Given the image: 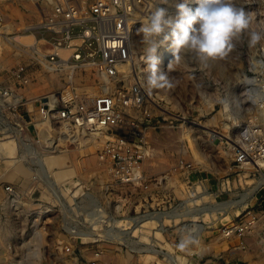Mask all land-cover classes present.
I'll return each mask as SVG.
<instances>
[{"label": "rangeland", "instance_id": "rangeland-1", "mask_svg": "<svg viewBox=\"0 0 264 264\" xmlns=\"http://www.w3.org/2000/svg\"><path fill=\"white\" fill-rule=\"evenodd\" d=\"M31 2L0 0V43L3 44L0 86L19 87L8 75L20 65H30L40 81L30 85L35 92L27 96L30 105L37 106L47 93L52 95L53 89L55 93L64 91L66 81L65 71L57 70L47 85L49 74L44 72L42 64L33 54L27 55L28 47L14 46L10 39L15 33H33L43 54L51 53L47 42L52 34L28 29L43 17L38 1ZM179 3L183 0H142L134 16L135 61L132 60L130 67L112 84L113 90L127 91L138 85L144 92L141 105L118 107L124 123L118 132L130 141L126 151L142 149L146 155L139 163L144 175L141 181L128 185L111 177L108 166L100 159L105 143H74L67 145V151H58L56 158L45 155L46 167L63 193L58 200L37 175L39 166L35 153L31 156L27 152L29 145L16 147L13 158H0V253L3 254L0 264H264V168L238 165L227 145V140L237 134L238 125L264 118L261 107L264 104V48L250 47L245 38L225 60L208 68H201L190 56H185L179 65H173L168 71L174 55L167 47H160L157 51L165 50L169 56L162 70L175 87L149 91L140 29L157 7L166 9L175 19ZM234 4L252 13L256 21L264 22V0H234ZM188 6L195 11L200 5L192 0ZM2 23L10 27L5 24V29ZM2 35L8 37L11 44L7 40L3 43ZM71 53L65 51L68 56ZM33 62L35 64L31 65ZM77 76L91 81L90 85L82 82L86 89L82 93L94 95L103 89L92 68L79 70ZM73 85L78 89L79 84ZM15 114L16 111L5 109L0 128L11 122L21 131H7L6 135H0V143L18 134L22 138L28 135ZM35 134L33 130L30 135L36 138ZM142 136L146 137L145 144ZM41 148L36 145L34 152L43 154L45 150ZM27 180L33 181L34 188L19 190L22 193L18 195L20 206L12 209L7 205L11 197L5 193V186H17L18 182ZM255 188L258 190L249 200L240 203L242 196ZM186 206L192 210L211 207L228 210L227 214L220 210L211 217L197 216L195 221L191 217H178L165 221L161 229L164 213L174 211L171 213L174 215L184 211ZM98 215L102 218L95 223ZM144 215L155 218L152 223L138 227L136 233L112 230V219L122 221ZM197 223L205 226L196 236L202 246L194 247L191 252L181 251L177 247L181 237L188 234L187 230L196 229ZM234 225L240 229L227 235L226 229ZM74 227L96 236L74 234L70 232ZM125 227L131 224L121 229ZM38 231L40 245L31 248L29 245L37 243L33 236ZM126 232L130 236H126ZM37 248L39 255H33L32 251Z\"/></svg>", "mask_w": 264, "mask_h": 264}, {"label": "built area", "instance_id": "built-area-1", "mask_svg": "<svg viewBox=\"0 0 264 264\" xmlns=\"http://www.w3.org/2000/svg\"><path fill=\"white\" fill-rule=\"evenodd\" d=\"M37 1L43 17L33 29L48 32L52 34V38L47 42L51 53L42 55L41 51L43 57L37 53L34 58L42 64L46 74H55L57 70L65 71L63 76L66 87L64 91L57 93L53 89L52 95L47 93L37 106H31L27 95L30 92L29 95H33L35 91L30 85L34 81H40V77L30 70V65H20L8 75V79L17 82L19 87L0 86V120L5 109L16 111V119L25 127L22 129L28 131L23 141L24 145H29L27 152L31 156L36 153L33 146L44 147L47 142L38 135L39 127L48 131V141L54 138L60 140L62 137L67 138L69 145L101 141L105 144L100 159L108 166L111 177L117 182L134 185L142 179L143 172L139 163L146 155L142 149L126 151L130 148V141L118 132L121 124H124L118 107L124 105L132 108L141 105L144 92L138 85L127 91L113 90L112 84L122 76V72L133 60L134 16L142 0ZM61 49L72 53L64 58L59 53ZM34 64L35 62L31 65ZM83 68L95 71V77L103 88L100 93H82L73 85L78 71ZM54 96L59 100L52 105L48 98ZM261 107L264 111V104ZM14 129L21 131L19 126L7 123L5 128H0V135L7 131L16 133ZM33 130L36 138L30 135ZM145 139V136L141 137L144 144ZM227 145L238 165H262L264 168V118L255 123L238 125L237 134L227 140ZM4 190L10 197L22 194L14 185H6ZM236 226L227 228V235L240 229Z\"/></svg>", "mask_w": 264, "mask_h": 264}, {"label": "clouds", "instance_id": "clouds-1", "mask_svg": "<svg viewBox=\"0 0 264 264\" xmlns=\"http://www.w3.org/2000/svg\"><path fill=\"white\" fill-rule=\"evenodd\" d=\"M191 2L183 0L176 5L175 19L166 9L157 7L140 29L149 91L175 87L159 67L157 50L160 47H167L174 55L168 71L173 65H179L185 56H190L201 68H208L225 60L245 38L250 47L264 48V22L256 21L252 13L237 7L234 0H197L200 6L195 11L188 6ZM187 231L177 247L191 252L200 241L194 235L195 229Z\"/></svg>", "mask_w": 264, "mask_h": 264}, {"label": "bare ground", "instance_id": "bare-ground-1", "mask_svg": "<svg viewBox=\"0 0 264 264\" xmlns=\"http://www.w3.org/2000/svg\"><path fill=\"white\" fill-rule=\"evenodd\" d=\"M33 1H35V2H37V0H32V2L31 3H33ZM28 2V1H27ZM35 5V4H34ZM38 5V4H37ZM31 6V5H30ZM36 6V5H35ZM33 7V6H32ZM30 8V7H29ZM2 14V13H1ZM41 14H43V12L41 11ZM7 19V18H6ZM3 21V20H2ZM8 22V21H7ZM6 22V23H7ZM23 22V21H22ZM5 23V24H6ZM5 24H4V26H5ZM7 26H5V27H8V24H6ZM2 26H3V23H2ZM3 26V27H4ZM25 26H27V25H25ZM4 27V28H5ZM10 27V26H9ZM8 27V28H9ZM33 27H34V25H29L28 26V29H33ZM27 28V27H26ZM6 29V28H5ZM12 28H10V30H11ZM3 36V35H2ZM11 41H13V43H15L16 45H14V46H24V47H28V50H27V48H26V50H27V55L28 54H33V55H37V53H42L41 52V50L39 49V47L36 45L37 44V42H38V40H37V38L35 37V35L33 34V33H30L29 32V34L27 35V34H25V35H21V34H16L15 33V35L13 36H11ZM10 39H8V37H5V36H3L2 37V39H1V41L4 43L5 42V40H7V43H10ZM7 43H5L4 45L5 46H7L8 44ZM39 43V42H38ZM11 44V43H10ZM2 46H3V44L2 43H0V51L2 50ZM9 46V45H8ZM11 47V46H10ZM17 48H19V47H17ZM20 49V48H19ZM160 49V48H159ZM67 49H61V50H59V53L64 57V58H66L67 56H68V54H65V51H66ZM17 52V51H16ZM22 52V51H21ZM135 54V53H134ZM31 55H30V57H31ZM42 55H43V53H42ZM41 54L39 55V56H42ZM137 56V55H136ZM157 56H158V58L160 59V61H161V63H160V68L161 69H163V67H164V65L167 63V61H168V59H169V56H168V52L166 51L165 52V50L163 51V50H159V51H157ZM43 57V56H42ZM134 57V56H133ZM138 57V56H137ZM139 58H140V56H139ZM143 58V57H142ZM144 59V58H143ZM142 60V59H141ZM133 61H135V59H133ZM137 61H140V59L139 60H137ZM46 65V67L48 68V66H47V64H45ZM130 67V66H129ZM50 69H51V67H50ZM145 71V70H144ZM145 73V72H144ZM53 75H55V74H52V75H49L48 76V81H50L54 76ZM87 79V78H86ZM136 80V79H135ZM84 81V78L83 77H76L75 78V84L77 85V84H79V86H78V88H79V90L80 91H83V90H86L85 88H84V84H82V82ZM85 82V84H87V85H90L91 84V81L89 82V81H84ZM57 84L58 83H56V86H57ZM51 85L53 86L54 85V83L53 82H51ZM92 87V86H91ZM52 89H53V87H52ZM83 92H86V91H83ZM147 94V93H146ZM49 99V103L50 104H52V105H55V104H57L58 103V97L57 96H54L53 98H48ZM149 99V98H148ZM167 99V98H166ZM168 100V99H167ZM257 115V114H256ZM259 116V115H258ZM261 116V115H260ZM3 117V116H2ZM258 118H260V117H258ZM6 120V119H5ZM8 122V121H7ZM9 123V122H8ZM38 131V133H39V135H42V137L45 139V141H47L46 143H45V145H44V147H42L45 151L43 152V154H39L38 155V153H35V162L37 163L36 165H38L39 166V169L37 168V175H39L40 177H41V179L45 182V184L48 186V189L50 190V193H51V195H53V197H55V198H57L58 200H60L61 198V196H63L62 194L63 193H61L60 191H61V187L59 186V185H57V181L56 180H54L53 178H52V175H51V172L49 171V168H47L46 167V156L45 155H49V154H51V155H53V157H55L56 158V155H58L57 153H58V151H67V145H69L68 144V142H67V138H65V137H62L60 140H56V138H54L53 140H50V141H48V131L46 130V129H43L42 127H39V129L37 130ZM78 137V136H77ZM81 137V136H80ZM81 139V138H80ZM24 139L22 138V136L21 135H19L18 134V136L16 137L15 136V138H12V139H10V141H2L1 143H0V158L2 159V160H5V159H9V158H13L14 157V151H15V149H16V147H19L20 145H24V141H23ZM79 140V139H78ZM82 143H84V142H82ZM34 147V146H33ZM35 148V147H34ZM41 148V149H42ZM43 149H42V151H43ZM39 150V149H38ZM195 151V150H194ZM40 152V151H39ZM196 153V152H195ZM196 156L198 157V159H200V155L198 154V153H196ZM260 167L262 168V165H260ZM259 168V167H258ZM66 179V178H65ZM72 181V180H71ZM82 186V185H81ZM257 187V186H256ZM256 190H258L257 188H255L254 190H251V193H247V194H244L243 196H242V200H241V202L240 203H246L247 202V200H249V198H250V196H251V194H253ZM237 204L239 203V202H236ZM20 202H19V198H18V196H14V197H11V198H9L8 199V201H7V205L9 206V207H12V209H17V207H19L20 205ZM236 204V205H237ZM196 205V204H195ZM243 205V204H242ZM78 207V206H77ZM76 207V208H77ZM80 208H82L81 206H80ZM186 209H184V211H179V213H176V214H171V213H173V212H170V214H165L164 213V216H161L162 217V219H163V222L162 223H160V227H161V229L162 228H164L165 227V221H170L171 219H175V218H178V217H191V218H193V220L194 219H196V217L197 216H200V217H202V218H205V216L206 215H208V216H213V215H215L216 213H218L220 210H223V212L224 213H226L227 214V210L228 209H226V208H219V207H211V208H206V209H202V210H198V209H200V208H198V209H196V210H192L191 208H189L188 206H186L185 207ZM76 211H77V209H76ZM82 211H83V208H82ZM80 212V211H79ZM181 212V213H180ZM84 213V212H83ZM100 213H101V211H100ZM138 217V216H137ZM100 218H102V215H98V216H95V223H97L99 220H100ZM127 218V217H126ZM155 217L154 216H151V215H144L143 217H139V218H130V219H123L122 221L121 220H117V219H112L113 221H111L112 222V226H113V228H112V230H114V231H116V232H121V231H126L127 230V232H128V230H130L129 232L132 234V233H136L137 232V228L139 227V228H142V226H144L146 223H152V220L154 219ZM99 219V220H98ZM109 219V218H108ZM104 220V219H103ZM102 220V221H103ZM178 220V219H177ZM192 220V221H193ZM195 221V220H194ZM108 223H110V222H108ZM128 224H131V227H129V228H126L125 227V230H124V228L123 229H121V226H123V225H128ZM95 225V224H94ZM164 225V226H163ZM97 226V225H96ZM111 226V227H112ZM197 227H196V231H195V233H194V235H196V236H199L200 234H201V232L205 229V226L204 225H202V224H199V223H197V225H196ZM111 227H109V228H111ZM128 227V226H127ZM75 228V227H74ZM96 228V227H95ZM109 229H107V231H108ZM111 230V229H110ZM104 231V230H103ZM106 231V232H107ZM70 232H72V233H74V234H77V235H79V236H82V237H90V236H92V237H94V236H96L95 235V233H93V232H83V231H79L78 229H71L70 230ZM111 232V231H110ZM113 232V231H112ZM127 232H126V236H130L129 235V233H128V235H127ZM102 233V232H101ZM117 233V234H118ZM125 233V232H124ZM113 234V233H112ZM102 235V234H101ZM107 236V235H106ZM133 236V235H132ZM34 238L33 239H35L36 240V242L37 243H34L33 245H29V247H33L34 245H40V240H41V236H40V233H39V231L38 232H36L35 233V235L33 236ZM111 237V236H110ZM118 237V236H117ZM122 237H124V236H122ZM30 244V243H29ZM201 245V244H200ZM202 246V245H201ZM200 246V247H201ZM204 246V245H203ZM202 249L204 248V247H201ZM39 248H37V249H35L34 251H32V254L33 255H39V250H38ZM132 250V249H131ZM130 250V251H131ZM149 251V250H148ZM147 251V252H148ZM156 251V250H155ZM155 251H153L154 253H155ZM261 253V252H260ZM3 254H1L0 253V257L2 256ZM259 255V254H258ZM261 255V254H260ZM32 256V255H31ZM169 256V255H168ZM173 257H171V259H172ZM262 258V257H261ZM170 259V258H169ZM174 261V260H173ZM30 264H38V263H36V262H31ZM172 264V263H171ZM174 264H176V263H174Z\"/></svg>", "mask_w": 264, "mask_h": 264}, {"label": "crops", "instance_id": "crops-1", "mask_svg": "<svg viewBox=\"0 0 264 264\" xmlns=\"http://www.w3.org/2000/svg\"><path fill=\"white\" fill-rule=\"evenodd\" d=\"M11 176L13 175L11 172L9 173ZM16 189L19 191H23V190H30L34 188V183L32 180H27V181H20L17 183V186H15ZM20 191V192H21Z\"/></svg>", "mask_w": 264, "mask_h": 264}]
</instances>
